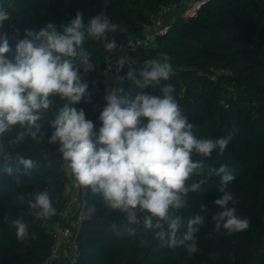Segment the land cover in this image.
<instances>
[{
    "label": "trees",
    "instance_id": "16d2710c",
    "mask_svg": "<svg viewBox=\"0 0 264 264\" xmlns=\"http://www.w3.org/2000/svg\"><path fill=\"white\" fill-rule=\"evenodd\" d=\"M177 1L0 0V7L10 14V19L0 26V36L6 35L15 56L16 44L25 38L27 29L39 31L51 22L62 31L63 24L77 11L83 13L85 24L103 12L110 23L120 26V30L106 34L107 41L115 39L120 47L138 35L161 7ZM104 43L86 39L83 47L94 68L87 73L81 70L88 95L72 105L85 112L94 130L101 127L92 100L95 86L103 85L105 80ZM163 54L172 64L170 78L143 89L129 79L124 97L131 100L144 93L161 96L160 87L170 84L197 138L232 134L222 154L219 149L206 158L193 154L194 161L203 160L204 168L194 172L186 184L206 180L199 190L189 192L184 207L174 210L182 218L178 238L187 232L189 219L204 217L195 233L197 251L189 254L186 246L170 247L167 237L161 240L156 236L160 229H145L143 214H138L139 223L128 224L124 213L110 209L102 195L86 188L88 218L78 233L80 255L76 264H264V0H208L191 16L174 15L168 30L155 44L131 53L126 72L134 70L140 79L139 71L145 62L161 59ZM50 99L57 113L68 103L60 95ZM37 123L40 127L35 140L29 135L19 143H11L23 131L17 125L0 141L14 161L19 156L34 162V167L26 171L14 162L13 167L19 170L11 176L0 167V264H43L53 243L47 226L59 220L61 166L65 161L59 148L49 142V127ZM146 123L141 118V126ZM221 165H227L235 177L224 191L233 196L229 207L235 208V214L249 220L244 231L229 233L223 227L215 230L212 217L219 209L214 201L223 192L219 191L220 177L212 173ZM43 191L49 193L56 214L36 219V210L29 207V202ZM204 205L206 209L202 211ZM15 219L28 225L24 240L16 237L12 224ZM129 229H135V235H130Z\"/></svg>",
    "mask_w": 264,
    "mask_h": 264
},
{
    "label": "clouds",
    "instance_id": "9594fccd",
    "mask_svg": "<svg viewBox=\"0 0 264 264\" xmlns=\"http://www.w3.org/2000/svg\"><path fill=\"white\" fill-rule=\"evenodd\" d=\"M9 19V12L0 7V26ZM117 30L120 26L110 23L103 12L85 24L83 13L77 11L74 18L63 24L62 31L51 22L39 31L27 29L25 38L16 44L14 58L7 56L12 49L6 35L0 36V141L17 125L23 131L11 143H19L29 135L37 139L40 127L37 122L50 108V96L60 95L68 103L50 122L54 132L49 142H59L58 151L76 183L102 195L110 209L125 214L128 224L139 223L138 214H143L145 229H160L156 233L158 238L167 237L170 247L183 245L193 254L197 251L195 233L204 217L196 215L189 219L187 232L178 238L182 218L174 210L184 207L189 192L199 190L206 180L186 184L194 172L204 168L203 160L194 161L193 154L206 158L216 149L222 154L232 134L216 139L197 138L193 125L172 95L174 88L170 84L160 87L161 96L144 93L131 100L121 96L122 89L108 91L104 97L106 106L98 117L102 126L98 132L94 131L95 125L86 119L85 112L72 106L88 95L81 70L87 73L94 68L83 45L86 39H91L105 41L108 51L116 49V40L107 41L106 34ZM172 72L170 58L163 54L161 59L145 62L139 71L140 79L134 70L127 77L143 89L167 81ZM141 118L147 120L143 126ZM0 156L3 158L0 167L10 176L19 170L13 167L14 162L25 171L34 167L31 159L17 156L14 161L4 151L3 142ZM212 174L220 177L219 191L223 192L214 201L219 209L212 217L215 230L221 227L229 233L246 230L249 220L235 214V208L229 207L233 196L224 191L234 175L227 165H221ZM29 207L36 210V219L56 214L47 191L35 194ZM205 209L204 205L202 211ZM12 224L16 237L24 240L28 236L27 223L15 219ZM129 234L135 235V229H129ZM187 241L192 243L186 244Z\"/></svg>",
    "mask_w": 264,
    "mask_h": 264
},
{
    "label": "built area",
    "instance_id": "2783aa9c",
    "mask_svg": "<svg viewBox=\"0 0 264 264\" xmlns=\"http://www.w3.org/2000/svg\"><path fill=\"white\" fill-rule=\"evenodd\" d=\"M206 1L208 0H178L174 4L161 7L157 15L152 17L150 23L141 27L138 35L128 39L117 48L114 65L112 67L106 66L103 72L105 79L103 85L95 86V98L92 100V105L99 115L106 106L104 97L108 91L122 89L121 96H124V87L129 80L126 66L131 59V53L136 49L155 44L157 38L168 30V17H173L176 14L182 17L191 16ZM7 56L14 58L13 51ZM122 59L124 60L123 64L120 63ZM50 100L52 101V99ZM56 115L57 111L52 101L50 108L41 114L39 120L49 127L50 137L54 132L50 122L55 119ZM100 126H102L101 121ZM94 131L98 132V129ZM53 144L59 148V142ZM61 173L62 207L59 212L58 223L47 226L52 235L53 243L43 264L77 263L80 255L77 237L82 223L88 218L86 213L87 189L76 183L66 161L61 166ZM61 256L63 261L59 260Z\"/></svg>",
    "mask_w": 264,
    "mask_h": 264
},
{
    "label": "crops",
    "instance_id": "0c3cea01",
    "mask_svg": "<svg viewBox=\"0 0 264 264\" xmlns=\"http://www.w3.org/2000/svg\"><path fill=\"white\" fill-rule=\"evenodd\" d=\"M169 23V22H168ZM117 54V48L113 49L111 51L107 50V55H106V62L108 67H112L115 63V57ZM60 261H63L62 256L59 259Z\"/></svg>",
    "mask_w": 264,
    "mask_h": 264
},
{
    "label": "rangeland",
    "instance_id": "374dc122",
    "mask_svg": "<svg viewBox=\"0 0 264 264\" xmlns=\"http://www.w3.org/2000/svg\"><path fill=\"white\" fill-rule=\"evenodd\" d=\"M171 19H172V17H168V18H167V23L170 22Z\"/></svg>",
    "mask_w": 264,
    "mask_h": 264
}]
</instances>
